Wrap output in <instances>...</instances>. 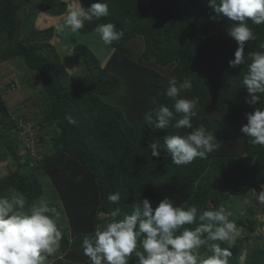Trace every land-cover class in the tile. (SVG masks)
<instances>
[{
	"label": "trees",
	"instance_id": "obj_1",
	"mask_svg": "<svg viewBox=\"0 0 264 264\" xmlns=\"http://www.w3.org/2000/svg\"><path fill=\"white\" fill-rule=\"evenodd\" d=\"M96 2L81 0L84 7ZM107 2L109 15L86 22L78 31L79 40H66L59 51V42L51 41L55 27L40 30L34 25L41 10L65 15L66 0H0V65L18 59L21 67L25 61L39 73L44 81L34 105L41 117L39 128L53 127L55 132L50 147L44 135H39L36 149L20 147L17 141L22 139L14 138L23 127L0 95V146L6 152L0 155V163L6 160L11 166L0 177V195H9L8 190L15 188L25 195L26 207L43 199L56 210L62 240L57 258L49 264H89L82 240L106 225L110 210L120 207L122 213H130L144 198L155 208L166 197L185 208L223 204L231 212L230 219L245 230V250L215 241L202 246L198 254H210V244L217 243L232 252L229 264H264V234L259 231L264 229V203L257 200V207L248 206L242 215L232 209L236 195L249 190L258 199L264 190V146H253L240 132L247 123L246 113L264 103H246L248 93L241 86L246 65L229 67L238 47L227 34L232 22L216 16L208 0ZM107 22L124 35L106 45L100 58L84 37ZM248 23L257 38L246 42L245 55L262 51L259 45L264 43V24ZM138 36L143 48L132 57L125 48ZM67 45L70 51L64 49ZM173 76L192 83L178 98H199L193 128L204 125L218 140L217 149L207 158L181 166L171 162L163 137L191 130H156L144 121L145 113L154 107V97L173 107L175 100L164 95ZM68 116L76 123H69ZM152 142L160 145L159 158L151 156ZM117 191L120 202L112 204L107 196Z\"/></svg>",
	"mask_w": 264,
	"mask_h": 264
},
{
	"label": "clouds",
	"instance_id": "obj_2",
	"mask_svg": "<svg viewBox=\"0 0 264 264\" xmlns=\"http://www.w3.org/2000/svg\"><path fill=\"white\" fill-rule=\"evenodd\" d=\"M216 16L231 21L227 34L238 45L229 67L235 69L246 65L241 86L246 89V103L252 106L264 103V43L262 51H252L245 55L246 42L255 41L256 34L249 26L264 24V0H208ZM109 15L107 0L84 7L81 0L69 3L63 23L57 24V33H76L85 23L99 21ZM104 45H111L122 39L124 32L112 22L99 23L95 28ZM192 83L185 78L178 81L169 78V86L164 93L175 100L170 109L155 97L154 105L144 115V121L156 130L190 129L163 137V146L174 165H188L195 159H205L217 147L216 135L204 125L193 128L192 119L197 116L198 97L178 98L181 92L190 90ZM69 123L76 121L66 117ZM247 123L240 132L249 138L253 146H264V107H255L246 113ZM151 156H161L160 145H149ZM80 179L79 177L77 178ZM9 195H0V264H46L49 256L60 249L62 232L55 219L54 208L41 199L26 207L25 195L10 188ZM120 192L110 193L107 200L119 204ZM258 200L264 203V190L259 191ZM109 221L86 235L81 244L83 255L89 264H229L232 252L211 243L210 254L200 255L198 250L208 242H232L239 235L237 224L230 219L231 212L223 205L215 208H198L195 204L185 208L176 205L166 197L153 208L152 202L144 198L134 204L130 213H122L120 207L110 210ZM195 225V227H188ZM264 234V229H259ZM246 236V235H245Z\"/></svg>",
	"mask_w": 264,
	"mask_h": 264
},
{
	"label": "rangeland",
	"instance_id": "obj_3",
	"mask_svg": "<svg viewBox=\"0 0 264 264\" xmlns=\"http://www.w3.org/2000/svg\"><path fill=\"white\" fill-rule=\"evenodd\" d=\"M68 5L69 3H74V0H66ZM49 13H46L44 10H41L39 14L37 15L36 21H35V28L36 29H45L51 26H56L57 24H62L61 19L64 17V14L59 15H51ZM52 20H51V18ZM30 35V34H29ZM72 38H78V32L71 33L69 31H65L64 33H57L55 31V35L52 42H59L58 49L61 51V44L64 43L66 40H70ZM85 41L94 49V51L100 56V58L104 57L105 50H107V46L103 44V42L99 38V34L96 32H92L89 35H85L84 37ZM71 41V40H70ZM71 46V45H70ZM67 45L64 49L70 51L71 47ZM110 46V45H109ZM109 48V47H108ZM143 48V40L140 38V36L134 38L131 40V42L126 46L125 52L132 57H138L141 53V50ZM127 49V50H126ZM71 54V53H68ZM64 56V54H63ZM20 61L18 59H11L8 60L6 63L0 65V95L2 99L8 104L9 109L12 114L13 119H18L21 126L23 127L20 133H18L17 136H15V140L19 139L21 142L17 143L20 146L27 145L26 147L33 150V146L36 149L37 146L40 145V142L38 141L39 135H44L46 137V143L47 147H50L51 144V138L55 135V132L53 131V127H47V128H39V124L41 121V117L39 114H37V110L35 108V104L38 100H40V95L42 93V89L44 88V81L41 79L38 72L32 71L28 68L25 61H22V64L19 63ZM161 71H165V69L160 68L157 66ZM24 69V71H23ZM75 72L79 70V67L73 68ZM10 72L12 73V76L10 75ZM11 83L10 88H6V86ZM12 88V89H11ZM11 89V90H10ZM23 115L26 116V118H23ZM39 129H38V128ZM27 138L31 139L29 140V144L27 143ZM20 146V147H22ZM45 146V149H47ZM5 156L6 152L3 150L0 146V155ZM36 154V152H34ZM11 169V166L9 163L5 160L0 163V177L7 173L8 170ZM257 195L252 194L249 192V190L244 191L238 195L235 196L233 200V210L235 215L236 214H245L247 212L246 208L250 205H253L254 207H257ZM255 203V204H254ZM239 235L235 238L234 241L229 242L231 245L238 247L241 250H245L248 246V242L245 238V230H243L242 226H238ZM263 234V233H262ZM254 243L260 242V239H253ZM264 243V239L261 240ZM245 252V251H244ZM243 252V253H244ZM57 258L56 253L49 256L46 260V264H49L50 262L54 261Z\"/></svg>",
	"mask_w": 264,
	"mask_h": 264
},
{
	"label": "built area",
	"instance_id": "obj_4",
	"mask_svg": "<svg viewBox=\"0 0 264 264\" xmlns=\"http://www.w3.org/2000/svg\"><path fill=\"white\" fill-rule=\"evenodd\" d=\"M37 128H38V127H37ZM37 139H38V138H37ZM29 140H31V139H30V138H29V139L27 138V143H28V144H29V142H30ZM30 143H31V142H30ZM31 144H32V143H31ZM32 146H35V145H32Z\"/></svg>",
	"mask_w": 264,
	"mask_h": 264
},
{
	"label": "bare ground",
	"instance_id": "obj_5",
	"mask_svg": "<svg viewBox=\"0 0 264 264\" xmlns=\"http://www.w3.org/2000/svg\"><path fill=\"white\" fill-rule=\"evenodd\" d=\"M33 155H35V156H36V155H37V153H36V154H35V153H33ZM263 226H264V224H263Z\"/></svg>",
	"mask_w": 264,
	"mask_h": 264
},
{
	"label": "crops",
	"instance_id": "obj_6",
	"mask_svg": "<svg viewBox=\"0 0 264 264\" xmlns=\"http://www.w3.org/2000/svg\"><path fill=\"white\" fill-rule=\"evenodd\" d=\"M49 15V14H48ZM51 18V17H50ZM51 20H52V18H51ZM71 40V39H70Z\"/></svg>",
	"mask_w": 264,
	"mask_h": 264
}]
</instances>
